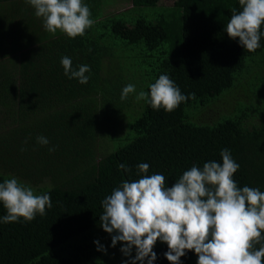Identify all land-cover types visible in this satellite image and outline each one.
Listing matches in <instances>:
<instances>
[{
	"label": "trees",
	"instance_id": "1",
	"mask_svg": "<svg viewBox=\"0 0 264 264\" xmlns=\"http://www.w3.org/2000/svg\"><path fill=\"white\" fill-rule=\"evenodd\" d=\"M83 2L95 22L70 38L46 31L25 0H0V183L16 177L52 203L30 222H0V264H117L97 250L115 235L97 229L101 202L139 179L140 163L171 187L193 165L222 164L228 149L237 186L264 192V35L254 52L228 36L239 0ZM64 56L90 66L88 83L64 74ZM162 74L196 98L171 112L137 101ZM128 84L136 92L122 101ZM153 251V264H170L166 243ZM195 255L186 250L180 264Z\"/></svg>",
	"mask_w": 264,
	"mask_h": 264
},
{
	"label": "clouds",
	"instance_id": "2",
	"mask_svg": "<svg viewBox=\"0 0 264 264\" xmlns=\"http://www.w3.org/2000/svg\"><path fill=\"white\" fill-rule=\"evenodd\" d=\"M41 18L46 31L63 32L70 38L83 36L94 20L83 0H25ZM241 11L232 10L226 32L248 52L261 45L264 27V0H239ZM64 74L86 84L90 77L89 65L72 66L68 56L61 58ZM150 92L140 91L136 100H145L153 109L171 112L182 102L195 99V94L184 95L175 82L162 74L150 86ZM128 84L122 89L121 100L135 93ZM37 143L48 145L44 136ZM55 147L49 148L54 152ZM222 164L216 161L193 165L171 186H166L162 174L148 175L149 164L137 165L134 181L124 180L101 203L102 229L112 235L111 246L122 243L121 252L135 257L131 264H153L157 259L153 248L159 240L168 246L164 253L170 264H180L186 250L198 257L197 264H264V192L259 188L237 186L233 179L240 165L228 149L220 153ZM120 168L131 169L121 164ZM0 204L7 215L0 222L32 221L43 216L52 206L49 194H36L16 177L0 183ZM94 243L99 244L98 241ZM259 245L257 248L256 246ZM98 251L105 250L102 246Z\"/></svg>",
	"mask_w": 264,
	"mask_h": 264
},
{
	"label": "rangeland",
	"instance_id": "3",
	"mask_svg": "<svg viewBox=\"0 0 264 264\" xmlns=\"http://www.w3.org/2000/svg\"><path fill=\"white\" fill-rule=\"evenodd\" d=\"M162 2H164V3H166V4H171L172 3V0H162ZM125 5V7H129V2L128 3H124V4H122V6H124ZM121 7V5L120 6H118V7H114V6H108L107 7V11L108 12H113V11H115L116 9H118V8H120ZM127 9V8H126ZM227 99H229V100H231L230 98H227ZM212 116V115H211ZM3 145L1 144V141H0V147H2ZM100 228V229H99ZM97 229H99V230H103L102 229V227H101V225L100 226H98L97 227ZM101 234H103V231H98L97 232V235H101ZM111 240H112V235H111ZM161 245V241H157L156 242V244H155V246H154V248H156V247H158V246H160ZM123 247V245H122V243H117L116 244V246L115 247H112L111 246V242H109V241H107L106 242V247H105V250H106V252L107 253H109V255L115 260V262L117 263V264H119L121 261V264H124V259L122 258L123 256H125L122 252H121V248ZM153 248V249H154ZM123 254V255H122ZM133 254H136L135 253V248H133V250H132V254L131 255H133ZM128 259H129V256H128ZM130 260V259H129ZM129 260H127V261H129ZM197 260H198V257H197V255H195V257H194V262H195V264H197ZM127 261H125V263L127 262Z\"/></svg>",
	"mask_w": 264,
	"mask_h": 264
}]
</instances>
